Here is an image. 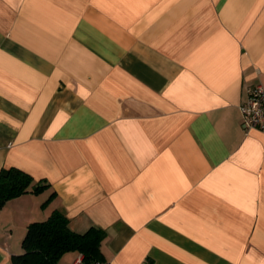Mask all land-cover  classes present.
Returning <instances> with one entry per match:
<instances>
[{
	"label": "crops",
	"instance_id": "crops-1",
	"mask_svg": "<svg viewBox=\"0 0 264 264\" xmlns=\"http://www.w3.org/2000/svg\"><path fill=\"white\" fill-rule=\"evenodd\" d=\"M257 84L264 0H0V169L50 183L0 204V264L57 208L110 264H264Z\"/></svg>",
	"mask_w": 264,
	"mask_h": 264
},
{
	"label": "trees",
	"instance_id": "trees-1",
	"mask_svg": "<svg viewBox=\"0 0 264 264\" xmlns=\"http://www.w3.org/2000/svg\"><path fill=\"white\" fill-rule=\"evenodd\" d=\"M45 179L36 180L28 172L12 166L0 169V204L25 193H39L49 187ZM52 195L44 204L50 201ZM107 230L92 225L85 232L71 228L70 218L62 209H54L45 220L30 223L23 239L24 252L12 255V264H62L71 251L83 254L82 263L105 259L102 242Z\"/></svg>",
	"mask_w": 264,
	"mask_h": 264
},
{
	"label": "built area",
	"instance_id": "built-area-1",
	"mask_svg": "<svg viewBox=\"0 0 264 264\" xmlns=\"http://www.w3.org/2000/svg\"><path fill=\"white\" fill-rule=\"evenodd\" d=\"M249 97L240 105L242 113V127L246 133L257 129L264 131V86L257 84L249 88ZM73 264H83L79 259ZM91 264H110L97 260Z\"/></svg>",
	"mask_w": 264,
	"mask_h": 264
}]
</instances>
